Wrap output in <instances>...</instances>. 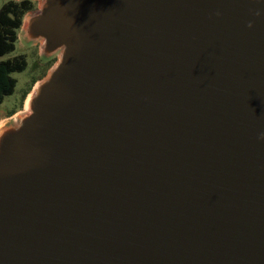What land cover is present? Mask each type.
Instances as JSON below:
<instances>
[{"label":"water","instance_id":"obj_1","mask_svg":"<svg viewBox=\"0 0 264 264\" xmlns=\"http://www.w3.org/2000/svg\"><path fill=\"white\" fill-rule=\"evenodd\" d=\"M21 31L57 61L0 127V264H264L260 0H40Z\"/></svg>","mask_w":264,"mask_h":264},{"label":"rangeland","instance_id":"obj_2","mask_svg":"<svg viewBox=\"0 0 264 264\" xmlns=\"http://www.w3.org/2000/svg\"><path fill=\"white\" fill-rule=\"evenodd\" d=\"M11 0H0V5L7 3ZM20 1V0H14ZM36 4L37 11L39 9L40 0H32ZM28 12L27 14H29ZM24 21V20H23ZM22 27V26H21ZM21 29L18 33V41L16 43V49L14 52L9 53L0 60H12L18 57H24L27 65L24 71L16 72L12 76L17 80L15 92L12 95L5 96L3 103L0 104V127L15 119L17 115H20L25 111V96H28L29 90L33 84L43 79L49 70L56 63L57 58L52 64H49L51 60H44L41 56V44L27 45L21 38ZM14 115L10 116L11 114Z\"/></svg>","mask_w":264,"mask_h":264},{"label":"trees","instance_id":"obj_3","mask_svg":"<svg viewBox=\"0 0 264 264\" xmlns=\"http://www.w3.org/2000/svg\"><path fill=\"white\" fill-rule=\"evenodd\" d=\"M35 9L36 4L32 0H11L0 5V57L15 51L18 33L24 17L28 12ZM54 61L55 59L51 60L49 64ZM26 65V59L22 56L12 60H0V104L3 103L5 96L12 95L15 92L17 80L12 75L24 71ZM34 85L35 83L28 94L32 91Z\"/></svg>","mask_w":264,"mask_h":264},{"label":"clouds","instance_id":"obj_4","mask_svg":"<svg viewBox=\"0 0 264 264\" xmlns=\"http://www.w3.org/2000/svg\"><path fill=\"white\" fill-rule=\"evenodd\" d=\"M260 3H261V4H264V0H260ZM256 14H257V15H260L259 12H257ZM248 27L251 28L252 25L249 24ZM258 140L261 141V142H264V132L259 133V135H258Z\"/></svg>","mask_w":264,"mask_h":264}]
</instances>
